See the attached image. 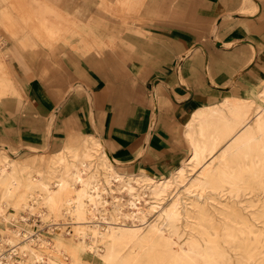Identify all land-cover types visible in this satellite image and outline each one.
Masks as SVG:
<instances>
[{"label":"bare ground","instance_id":"1","mask_svg":"<svg viewBox=\"0 0 264 264\" xmlns=\"http://www.w3.org/2000/svg\"><path fill=\"white\" fill-rule=\"evenodd\" d=\"M143 1L100 4L123 17ZM2 3L0 102L15 94L1 44L16 34V19L44 45L65 46L89 33L102 41L76 11L67 12L70 2ZM244 6L255 8L250 0ZM181 133L188 156L164 178L116 170L93 134L65 143L42 165L1 154L0 264H81L83 255L90 264H264V83L246 97H198ZM21 212L67 216L73 234L67 238L57 225L56 237L36 249Z\"/></svg>","mask_w":264,"mask_h":264},{"label":"crops","instance_id":"2","mask_svg":"<svg viewBox=\"0 0 264 264\" xmlns=\"http://www.w3.org/2000/svg\"><path fill=\"white\" fill-rule=\"evenodd\" d=\"M50 1L59 4L67 0ZM147 1L144 0L138 10H125L122 17L115 8L108 11L102 7L100 0H95L97 8L112 16L109 19L114 25L111 32H103L106 21L100 17L83 20L79 15V21L91 25L101 43L89 33L80 34L71 44L56 45L58 49L45 48L33 37L24 47L19 38L15 40L3 36L5 43L1 44V48L8 53L4 61L9 65L11 78L18 80H14L18 93L27 96L24 102L19 100L24 103L25 118L48 126L46 138L34 141L37 147L52 145V142L70 135L93 134L101 138L106 152L117 166L123 164L154 177L168 174L176 166L182 148L174 142H179L180 126L197 105V98L210 100V93L203 84L213 70L209 68L212 63L221 62L218 61V53H213L200 42L185 46L168 34L162 43L171 47L166 53L169 63L154 75H148L145 81L137 79L131 90L128 89V77L113 78L108 74L97 76L96 73L98 57H103L106 62L113 61L112 55L106 51L116 54L117 60L124 62L125 55L133 50V43L124 39L122 33L142 36L140 30L128 29V25L146 19L144 9ZM227 42L229 45L243 44L240 40ZM214 45L217 50L223 43L215 41ZM253 55L247 65L251 66L250 71L258 72L263 65L255 57L256 50ZM70 62L76 63L75 66L66 64ZM236 62L240 65V60ZM84 65H88V71ZM217 66L226 68L227 65L220 63ZM65 70L69 71L68 74ZM245 73L240 76L252 77L250 73ZM62 75H66L68 80L60 79ZM212 77L215 75L212 74ZM209 84H212L210 80ZM239 92L233 91L232 94ZM52 93H62V96L54 99L49 96ZM118 93L121 94L119 109ZM251 93H255V89Z\"/></svg>","mask_w":264,"mask_h":264},{"label":"rangeland","instance_id":"3","mask_svg":"<svg viewBox=\"0 0 264 264\" xmlns=\"http://www.w3.org/2000/svg\"><path fill=\"white\" fill-rule=\"evenodd\" d=\"M250 1L255 8L247 10L244 6V0H148L144 9L146 19L142 22L128 25V29L140 30L142 36L127 32L125 34L122 33L124 39L133 43V50L125 55L124 62L118 61L116 54L106 51L107 54L112 55L113 61L106 62L102 60L103 57H98L96 63L97 76L108 74V76L113 78L128 77V89L131 90L133 83L137 79L145 81L149 77L148 75H154L159 68H164L169 63L166 53L169 52L171 47L168 48L165 43H162L165 35L169 34L185 46L189 47L193 42H200L206 44L213 53H218V61L221 60V62L212 63L209 68L210 71L213 69V72L211 71L207 75L203 84L204 88L210 93L208 102L231 95L233 91L239 92V89V95L245 97L246 95L250 96L254 89L255 93H257L261 84L264 83V0ZM67 2L71 3L67 9L77 11L83 20L91 19L94 16L104 19L106 21L105 27L107 26V28L103 26V32H111L114 25L110 23L109 19L112 16L97 8L95 0H67ZM0 7L3 8L4 4H0ZM15 21L17 26L16 34L13 36L15 40L19 38L27 44L29 38H36L30 30L26 31L28 28L24 23L19 19ZM238 40L242 41L243 44L235 43L229 45L227 42ZM215 41L223 43L222 46L217 47V50L214 45ZM42 45L45 48H57L56 46ZM254 50H256L255 57L263 65L258 72L250 71L251 66L247 65V62L254 56ZM236 60H240V65L237 64ZM220 63L227 65L226 68L217 66ZM66 64L74 67L76 63L70 62ZM173 65L174 63L171 66ZM84 66L87 69L88 65ZM239 71L241 72L239 73ZM68 72L65 70V74H68ZM245 72L247 74L250 73L252 77L242 78L240 75ZM212 74L215 77H212ZM15 79L17 80V78ZM15 79H12V88L15 90L14 98H5L4 101L0 102V155L3 154L11 159L22 160L28 165L34 163L38 165L46 164L52 154L61 149L65 143L77 144L83 135H70L61 141L52 142V145L47 144L44 147H37L34 141L37 138H46L49 131L48 126L25 118L24 103H20L19 100L24 102L27 96L18 93L14 82ZM60 79L68 80V77L62 75ZM209 80L212 84H209ZM68 88H73V86ZM49 96L58 99L61 98L62 93H52ZM116 96L119 109L121 94L118 93ZM180 128L182 129L181 126ZM181 129L179 130V142H174V145L182 148V153L181 151L179 153L181 155L180 159L170 173L160 174L159 178L169 176L188 156V149L182 138ZM70 138L73 140H69ZM30 141H33V143H29ZM114 166L120 172L133 170L123 164L120 167L114 163ZM125 199L124 197L123 200ZM108 200L110 199L108 198ZM21 215L26 220L21 223V226L28 233L30 232L29 236L32 234L31 239L34 240L36 249H40L41 239L46 238L52 241L56 237L54 227L57 225H60L59 229L67 238H70L73 234L72 222L67 216L57 218L49 215L47 218H42L36 212L31 214L21 212ZM2 226L0 223V227ZM10 227L14 228V225L11 224ZM9 249V246H5L3 253H7ZM52 253L54 254V252ZM59 258L62 261L67 260L62 255ZM80 259L81 264H90L89 256L83 255Z\"/></svg>","mask_w":264,"mask_h":264}]
</instances>
